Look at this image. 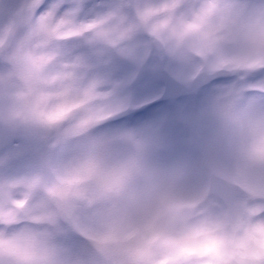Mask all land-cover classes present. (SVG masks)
Here are the masks:
<instances>
[{
    "label": "clouds",
    "instance_id": "1",
    "mask_svg": "<svg viewBox=\"0 0 264 264\" xmlns=\"http://www.w3.org/2000/svg\"><path fill=\"white\" fill-rule=\"evenodd\" d=\"M0 264H264V0H0Z\"/></svg>",
    "mask_w": 264,
    "mask_h": 264
},
{
    "label": "rangeland",
    "instance_id": "2",
    "mask_svg": "<svg viewBox=\"0 0 264 264\" xmlns=\"http://www.w3.org/2000/svg\"><path fill=\"white\" fill-rule=\"evenodd\" d=\"M148 111V109L147 110H145V111H143L142 113H140V114H138V116H142V115H144L145 114V112H147ZM132 119H135L136 118V116H133V117H131Z\"/></svg>",
    "mask_w": 264,
    "mask_h": 264
}]
</instances>
